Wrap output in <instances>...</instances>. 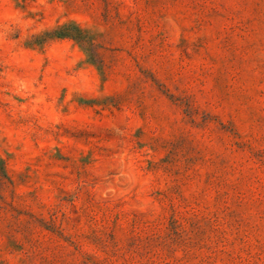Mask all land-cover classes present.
<instances>
[{"label":"rangeland","instance_id":"rangeland-1","mask_svg":"<svg viewBox=\"0 0 264 264\" xmlns=\"http://www.w3.org/2000/svg\"><path fill=\"white\" fill-rule=\"evenodd\" d=\"M0 264H264V0H0Z\"/></svg>","mask_w":264,"mask_h":264}]
</instances>
